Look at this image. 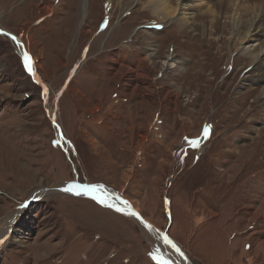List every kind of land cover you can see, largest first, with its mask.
<instances>
[{
	"label": "rangeland",
	"instance_id": "rangeland-1",
	"mask_svg": "<svg viewBox=\"0 0 264 264\" xmlns=\"http://www.w3.org/2000/svg\"><path fill=\"white\" fill-rule=\"evenodd\" d=\"M214 1L187 0L181 27L148 0H0L23 43L0 34V224L23 208L0 264L169 260L137 220L52 190L73 180L135 204L192 264H264V80L242 48L264 27L235 48L197 17Z\"/></svg>",
	"mask_w": 264,
	"mask_h": 264
},
{
	"label": "bare ground",
	"instance_id": "bare-ground-1",
	"mask_svg": "<svg viewBox=\"0 0 264 264\" xmlns=\"http://www.w3.org/2000/svg\"><path fill=\"white\" fill-rule=\"evenodd\" d=\"M148 1L151 4L152 8L155 10V12H157L162 18H166L168 16L172 17L176 14V12H178V10H183L182 17H181V27L187 22V18H188L187 14L189 13L188 11L192 9V6L185 8L189 4L187 3V0H148ZM212 4H213L212 8L204 10V12L201 13V15H197V17H201L202 19H205L204 17H206L207 15L208 18H210L209 23L211 24V28L213 29V32H215V34L231 35L232 36L231 41L234 42L235 48H238V46L247 44L249 42H255L257 40L255 39V37L258 36V34L260 33V30L264 27V0H217V1H214ZM236 18H237V22L235 20ZM223 19L226 20L224 21V23H222ZM17 39L19 43H21V45L23 46L22 41L19 38ZM229 39L231 38L229 37ZM225 42H223V44H225ZM242 48L244 51H247L246 53L249 55L251 59L249 63L252 64L254 67L257 66V69H259L261 73V74L259 73V78L257 80L259 81L264 80V41L259 43L256 47L252 49H251V45L245 48L244 47ZM32 62H33V69H34L33 59H32ZM165 63H167L171 68H173L175 66V63L180 64L181 61L178 60L174 62L172 57H168V60L165 61ZM34 72H36L35 69H34ZM34 77L37 79V81H40L36 73ZM50 113H51V116H53V118H56L57 120V113L55 115L54 110L51 111ZM61 139L63 143L65 142L63 144L65 146V149L68 150V144L65 138L63 137V135ZM68 184L69 183L59 184L52 190L60 191V192H67L69 194L74 193V192H68L64 190L68 186ZM43 189L44 188H41L36 193L34 197L35 199H39L44 194ZM107 193L113 194V193H110L109 191H107ZM122 199L125 200L124 198ZM129 203L132 206V210L140 214L139 208L132 202H129ZM120 207H123V205L120 204ZM22 212H23V208L20 210H17L15 213L11 214L4 223L0 224V240H3L4 238L6 239L8 236L12 234L13 226L17 222ZM121 213L125 214L126 216L132 219L137 220L139 223L145 226L142 220L139 219L138 217L128 215L126 212H121ZM140 216L142 217L141 214ZM143 221H146V220L143 218ZM152 228L153 230H149L148 228L147 230L149 231L150 234H152L153 236L157 238V241L159 243L161 250H163L165 256L169 258L172 264H192L190 259L187 257L188 255H186V253L177 245V243L173 241L174 240L173 238L172 240L167 234L163 233L162 231H159L153 225H152ZM165 235H167L179 247L180 249L179 252L176 251V249L173 248L171 245L166 244L164 242L163 237ZM181 252L183 253V255H181Z\"/></svg>",
	"mask_w": 264,
	"mask_h": 264
},
{
	"label": "snow or ice",
	"instance_id": "snow-or-ice-1",
	"mask_svg": "<svg viewBox=\"0 0 264 264\" xmlns=\"http://www.w3.org/2000/svg\"><path fill=\"white\" fill-rule=\"evenodd\" d=\"M0 34L10 36L12 40L19 43L16 36L4 32L3 29H0ZM23 62L28 72L35 75L31 56L26 51L23 53ZM209 129L210 125L205 126L203 130V136L205 138L209 135ZM56 143L59 144V141H56ZM191 143L193 145H198L199 140H192ZM64 190L68 192H74L75 195H88L92 199L97 200L102 205L114 208L118 212H126L128 215L138 217L142 220V222L149 230H153L151 224H148L146 221H143V218L140 216V214L132 210V206L127 200H123L118 194H108L107 189L102 184H88L81 183L78 180H73L69 182L68 186ZM120 204H122L123 207H120ZM163 240L166 244H169L173 248H175L176 251H180L179 247L167 235L163 237ZM0 243H3V240H0ZM181 255H183L182 252ZM151 256L153 259L158 260L160 264H171L170 260L165 259L164 256L159 253V250L151 253Z\"/></svg>",
	"mask_w": 264,
	"mask_h": 264
},
{
	"label": "water",
	"instance_id": "water-1",
	"mask_svg": "<svg viewBox=\"0 0 264 264\" xmlns=\"http://www.w3.org/2000/svg\"><path fill=\"white\" fill-rule=\"evenodd\" d=\"M39 82H41V80H40ZM65 151H66V150H65ZM66 153H67V157L69 158V157H70L69 152L66 151Z\"/></svg>",
	"mask_w": 264,
	"mask_h": 264
}]
</instances>
